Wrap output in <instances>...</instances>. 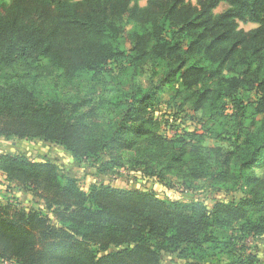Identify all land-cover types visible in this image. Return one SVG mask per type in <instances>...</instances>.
<instances>
[{"label": "trees", "instance_id": "16d2710c", "mask_svg": "<svg viewBox=\"0 0 264 264\" xmlns=\"http://www.w3.org/2000/svg\"><path fill=\"white\" fill-rule=\"evenodd\" d=\"M163 87L196 131L161 132ZM0 139L242 196L208 209L83 191L55 163L3 154L5 192L37 203L0 202V264H259L246 241L264 239V0H0Z\"/></svg>", "mask_w": 264, "mask_h": 264}, {"label": "rangeland", "instance_id": "374dc122", "mask_svg": "<svg viewBox=\"0 0 264 264\" xmlns=\"http://www.w3.org/2000/svg\"><path fill=\"white\" fill-rule=\"evenodd\" d=\"M195 4L197 0H187ZM141 6L145 5V1L140 2ZM227 5L222 3L214 10L215 14H220L227 9ZM129 27H133L130 24ZM257 26L252 23H239V29L249 31ZM170 88L163 87L161 89L162 104L155 111L162 125V133L167 136L181 134L183 132H193L197 130L196 122L192 120L191 115L183 110L177 114L178 110L172 108L173 104L167 105L170 98ZM185 111V112H184ZM3 154H20L29 157L35 161L47 160L55 163L60 167L63 173L77 180L79 187L83 191L94 184L108 185L115 189L122 190H139L151 191L162 200H173L179 202L200 201L211 209L217 202L239 201L242 196L237 192L226 193L210 187H199L192 191H185L180 186L173 188H165L155 179L144 178L140 173L128 170H121L119 174L112 176L100 175L97 173V165L95 162L88 161L82 164L77 163L67 152L60 146L45 143L42 141H20V140H3L0 139V155ZM4 197L21 203L23 207L29 208L33 203H37L31 195H22L14 191L6 193L5 187L0 190V202L4 201ZM5 198V199H6ZM247 247L253 252L259 260V264H264V239L255 238L247 239ZM161 264H184V261L177 259L175 255L164 254L161 258Z\"/></svg>", "mask_w": 264, "mask_h": 264}, {"label": "crops", "instance_id": "0c3cea01", "mask_svg": "<svg viewBox=\"0 0 264 264\" xmlns=\"http://www.w3.org/2000/svg\"><path fill=\"white\" fill-rule=\"evenodd\" d=\"M2 186L7 187V182L5 181V176L0 173V190L2 189Z\"/></svg>", "mask_w": 264, "mask_h": 264}]
</instances>
